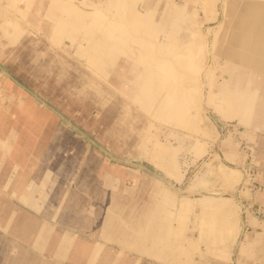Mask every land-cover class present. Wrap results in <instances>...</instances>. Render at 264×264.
Returning a JSON list of instances; mask_svg holds the SVG:
<instances>
[{
	"label": "crops",
	"instance_id": "obj_1",
	"mask_svg": "<svg viewBox=\"0 0 264 264\" xmlns=\"http://www.w3.org/2000/svg\"><path fill=\"white\" fill-rule=\"evenodd\" d=\"M217 1L0 0V5L5 2L15 16H6L1 8L0 28L14 42L23 32H33L34 26H43L55 47L63 49L64 44L68 45L73 50L66 53L86 63L103 81L115 82L112 86L125 103L122 108L113 105L110 109L117 111L118 118L126 125L142 123L140 141L147 158L182 181L184 171L178 154L184 138L180 134L189 140L192 160L185 162L186 165L195 164L205 155L211 141L184 131L188 104L178 103L176 98L188 95L179 88H165L164 83L170 78L156 69L148 76L142 63L130 55L134 47L131 34L139 38L142 34L151 36L157 64L164 59V49H179L183 53L182 64H189L192 55L200 62L198 53L202 41L197 31L213 20L218 11ZM227 1L231 19L232 12L238 17L236 24L242 18L255 17V24H244L252 34H241L252 40L234 43L251 51L253 57L236 53L230 56L239 62L250 60L264 69V23L260 19L264 17V0ZM255 7L257 12H252ZM35 9L48 22L29 19ZM239 75L230 70L223 89L225 95L264 96L262 92H255V87L242 83ZM144 76L147 77L144 79ZM88 79V85L94 90L92 96L102 106L109 97L115 98L96 79ZM85 94L89 92L84 91ZM239 112L245 123L249 118L260 116L255 114L252 100ZM256 135L252 161L259 168L257 178L261 189L254 194L249 187L239 185L242 173L238 168L213 169V164H206L186 194L154 178L145 196L138 201L106 196V208L99 216L82 207L83 197L79 193L59 185L50 186L43 174L23 180L26 185H21L19 191L14 182H0V228L8 233L11 248L18 247L17 252L0 254V264H231L228 260L232 252H235L234 264H264V133ZM126 136L121 131L120 137ZM172 140H177L180 146L176 148ZM0 142V145L6 144V150L10 149L5 141L0 139ZM148 143L153 145L152 149ZM227 155L234 162L242 160L236 151ZM233 188L237 191L233 192ZM6 194L17 196L18 201L7 202ZM241 197L249 198L250 203L245 205ZM5 208L11 212L3 220ZM258 209L260 215L256 218L253 214ZM245 225L252 228L248 234L243 232ZM243 233L244 238L240 239ZM0 239L3 241V236ZM1 246L3 249V242Z\"/></svg>",
	"mask_w": 264,
	"mask_h": 264
},
{
	"label": "rangeland",
	"instance_id": "obj_2",
	"mask_svg": "<svg viewBox=\"0 0 264 264\" xmlns=\"http://www.w3.org/2000/svg\"><path fill=\"white\" fill-rule=\"evenodd\" d=\"M228 3L218 0V11L213 20L197 31L202 41L200 62L192 55L189 64H182L184 58L179 49H164V60L180 61L173 63L170 80L165 81L164 87H179L188 95L189 104L190 100L194 104L193 112L189 108L185 116L184 131L193 132L198 138L208 137L211 141L205 155L195 164L186 165L185 162L192 160L189 140L180 134L185 140L180 143L182 148L178 154L184 171L182 181L147 158L140 141L144 125L140 122H133L135 126L126 125L118 118L117 111L110 109L113 105L122 108L125 103L112 86L115 82L103 81L86 63L66 53L73 50L68 45L64 44L63 49L55 47L43 26H34L33 32H23L14 42L0 28V139L10 148L8 151L6 144L0 145V182H14L19 191L21 185L25 187V180L43 174L50 186L59 185L79 193L83 197L80 199L82 207L99 213V216L106 208V196L115 195L120 201H138L145 196L154 178L186 194L193 180L204 172L206 164L228 170L238 168L242 173L239 185L245 189L249 187L253 194L259 191V168L253 164L252 153L256 134L264 133V96L225 95L223 89L233 69L240 74L242 83L255 87V92L264 93V69L250 60L239 62L230 56L236 53L253 57V53L228 40L230 34L232 38L236 33L252 34L251 29L245 28L243 18L238 24L232 23L236 16L231 20ZM1 8L6 16L15 18L5 2ZM33 18L48 22L36 9L29 17ZM88 78L96 79L107 92L115 94V98L109 97L102 106L100 100L92 96L94 90L88 85ZM177 78H181V82ZM84 91L89 94L84 96ZM251 100L255 114L260 116L249 118L245 123L239 110ZM201 110L213 124L212 132L207 134L202 129L190 128L195 120L189 115L191 112L199 114ZM121 131L128 137H120ZM172 143L176 148L180 146L177 140ZM148 148L152 149L153 145L148 143ZM235 151L242 157L239 162L230 160L227 155ZM246 165L251 168L247 169ZM215 188L220 190L218 185ZM235 190L233 188V192ZM4 198L11 204L18 201L17 196L13 198L6 194ZM241 200L245 205L250 203L247 197H241ZM246 210L244 219L247 218ZM3 211L5 220L11 211L9 208ZM253 215L258 218L259 209ZM251 231V226L245 225L243 232ZM1 236L4 240L0 239V254L6 256V253L17 252L18 247L11 248L8 233L0 228ZM243 238L244 233L240 239ZM232 259L235 260V252L228 260L234 264Z\"/></svg>",
	"mask_w": 264,
	"mask_h": 264
},
{
	"label": "bare ground",
	"instance_id": "obj_3",
	"mask_svg": "<svg viewBox=\"0 0 264 264\" xmlns=\"http://www.w3.org/2000/svg\"><path fill=\"white\" fill-rule=\"evenodd\" d=\"M258 8L255 7V11H252V12H257ZM232 16H234V12H232ZM237 18V17H236ZM261 19V22L262 24L264 23V17L263 18H260ZM233 20V17L232 19ZM243 23L244 24H247V25H253L255 24V17H246V18H243ZM235 20L232 21V23H234ZM236 23V22H235ZM202 25V24H201ZM134 27V26H133ZM139 34V33H138ZM137 34V35H138ZM135 34H131L132 36V42L134 44V47L132 46L131 49H130V55L133 56V58H135L136 60H139V62H141V66L144 67L146 73H150L152 69H156L160 72V74H164L165 76H170L171 73V68H173V62L172 61H169V60H164V59H160V64H157L154 57L156 56V51L154 50V45H153V42H151V40L149 38H151L150 35H145V34H142L143 36L139 38V36H134ZM236 36L235 37H231V34L229 35V38L228 40H231L232 43H235V44H244L245 42L249 41V40H252V38L250 36H247V37H242L241 34L238 35V33L235 34ZM264 37V36H263ZM255 41V39L253 40ZM183 49V48H182ZM189 49V48H188ZM189 52V51H188ZM179 54V53H178ZM199 54V53H198ZM197 56V55H196ZM202 57V56H201ZM149 60V61H148ZM157 64V65H156ZM166 74H165V73ZM149 76V74H148ZM145 77L147 76H144L143 78L145 79ZM178 82H181V78H177ZM147 82V85H151L149 79L146 80ZM174 86V85H173ZM173 86H169L167 87L168 89H178L179 87H173ZM150 87V86H149ZM200 88V87H199ZM167 89V90H168ZM180 89V88H179ZM166 92V91H165ZM170 92V91H169ZM185 92V91H184ZM179 94V93H178ZM177 94V95H178ZM189 94V93H188ZM203 98V96H202ZM177 102L179 103H184L185 105L188 104V111L186 112L185 116L188 115L189 113V108L190 110L192 111L193 110V103H191L192 101L190 100V104H189V99L188 97L186 98H176ZM181 100V101H179ZM195 100V98H194ZM204 100V98H203ZM160 101V100H159ZM171 102V101H170ZM194 102V101H193ZM167 106V105H166ZM167 108V107H166ZM193 112V111H192ZM189 115V117L191 116L192 118H194V123L192 124V126H194L195 128L197 129H202L207 133L209 132H212V128H213V124L212 122L210 121V119L205 115V113L201 110V112H199V114H195V113H192ZM217 132V130H216ZM205 134V135H206ZM205 137V136H204ZM206 138V137H205ZM208 138V137H207ZM247 169H250L251 166L250 165H246L245 166ZM214 169V168H213ZM169 184V183H168ZM171 186V185H170ZM224 196L226 197H229L230 195L228 194H223Z\"/></svg>",
	"mask_w": 264,
	"mask_h": 264
}]
</instances>
